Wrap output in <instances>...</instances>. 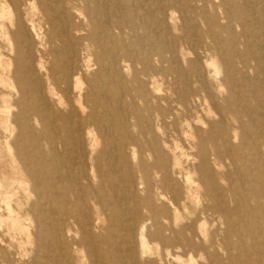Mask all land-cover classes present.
<instances>
[{"label":"bare ground","instance_id":"6f19581e","mask_svg":"<svg viewBox=\"0 0 264 264\" xmlns=\"http://www.w3.org/2000/svg\"><path fill=\"white\" fill-rule=\"evenodd\" d=\"M151 3L0 0V264H264V0Z\"/></svg>","mask_w":264,"mask_h":264},{"label":"rangeland","instance_id":"374dc122","mask_svg":"<svg viewBox=\"0 0 264 264\" xmlns=\"http://www.w3.org/2000/svg\"><path fill=\"white\" fill-rule=\"evenodd\" d=\"M156 1H157V0H152V3H151V4L154 5V4L156 3ZM154 7H155V6H153L152 8H154ZM0 136L3 137V134L1 133V129H0Z\"/></svg>","mask_w":264,"mask_h":264}]
</instances>
